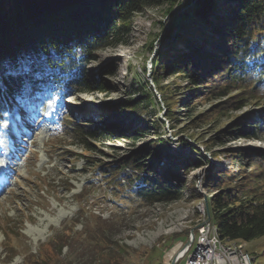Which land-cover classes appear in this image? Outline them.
Listing matches in <instances>:
<instances>
[{"label": "rangeland", "instance_id": "1", "mask_svg": "<svg viewBox=\"0 0 264 264\" xmlns=\"http://www.w3.org/2000/svg\"><path fill=\"white\" fill-rule=\"evenodd\" d=\"M185 1L181 0L168 14L164 11L166 4L145 7L134 14L125 43L93 52L94 58L83 67L88 80L103 83L105 89L78 92L72 86L71 90L59 91L53 82L45 87L39 81L41 88L20 103L29 117H22L18 106L9 112L0 110V114L3 112L0 173L5 177L0 181V264H21L25 254L38 250L49 255V264H94L98 259L95 252L91 250L79 260L75 257L76 247H84L85 237L97 236L104 228L113 243L119 241L126 245L120 252L119 264H148L153 257L149 264H167L170 251L186 241V232L190 236L203 217L204 198L207 199L210 191L204 179L209 170L236 167L234 153H243V160L249 163L252 154L264 150V117L253 124L254 118L261 114L258 113L260 108L264 107L262 85L249 83V87H253L251 92L260 100L250 98L216 124L212 121L196 125L188 117V98L196 104V112L201 113L212 109L226 96L202 102L204 95L197 94L203 88H194L196 85L175 72L169 74L172 66L163 67L171 64L177 50H185L180 42L170 44L168 25L169 19L183 10ZM209 31L206 29V34L210 35ZM215 39L207 38L204 47H209ZM157 56H161L163 66L156 65L154 69L151 63ZM154 73L170 95L171 110L175 111L173 126L167 123L162 98L151 80ZM196 89H200L199 92ZM144 93L152 99L148 109H158V124L163 121L162 132L174 155L169 159L176 161L159 162L158 166L162 164L167 170L158 168L157 171L169 180H180L183 189L180 200L144 201L124 184L112 187L104 178L103 169L98 168L102 162L119 163L126 156L150 146L151 133L146 132L138 139L128 136L131 127L140 124L138 118H147V113L136 112L132 118L121 110L117 117L109 118V125L120 124L125 131L117 132L112 138L80 136L75 129V123H87L84 120L88 118L83 116L104 118L109 109H118L131 98H144ZM34 98L37 100L33 103ZM251 115L253 118L248 123ZM25 127H28L24 131L28 136L21 135ZM244 132L255 133L257 137L241 134ZM20 138L24 142L17 141ZM9 145L12 149L7 151L5 146ZM11 155L16 159L10 160ZM175 156H184L187 164L178 162ZM195 158L199 163L190 164ZM122 183L126 182L122 180ZM73 222H76L74 230L78 238L70 237L71 244L64 246L58 255L49 238L63 228L71 229ZM175 233L178 235L173 240L167 238ZM241 243L245 247V243ZM246 249L255 257L251 255L254 264H264V234L246 241ZM11 252L17 254L7 262ZM112 252L116 253V249L111 248L109 253Z\"/></svg>", "mask_w": 264, "mask_h": 264}, {"label": "trees", "instance_id": "2", "mask_svg": "<svg viewBox=\"0 0 264 264\" xmlns=\"http://www.w3.org/2000/svg\"><path fill=\"white\" fill-rule=\"evenodd\" d=\"M180 1L0 0V108L10 110L14 95L31 92L40 80L52 81L62 89L75 86L78 92L105 89L103 83L88 80L83 67L94 58L93 52L125 43L134 14L142 12L145 7L166 4L164 11L168 14ZM184 4L183 10L171 17L168 25L170 44L180 42L185 50H177L169 65L163 66L161 56L152 59L151 65L154 69L156 65L172 66L169 74L175 72L196 85L194 88H203L197 94L199 97L204 95L202 102L226 96L212 109L201 113L196 112L194 101L187 99V115L194 124L212 121L216 124L227 117L230 110H238L250 98L260 100L251 92L253 87L250 88L249 83L264 86V0H187ZM211 23L213 26H209ZM206 29L210 30V35L206 34ZM207 38L217 39L209 47H204ZM23 64L29 65L31 72L26 76L17 75L16 69ZM159 79L156 73L151 77L162 98L167 123L173 126L175 111L171 110L170 95ZM144 96L125 100L118 109H109L104 118L85 115L83 118H88L84 120L87 123L77 122L75 129L80 136L112 138L117 132L125 131L120 124L116 127L109 125V118L117 117L121 110L132 118L136 112L147 113V118H138L140 124L131 127L128 136L138 139L146 132L151 133L150 146L126 156L119 163L102 162L98 168L103 169V176L112 187L124 184L144 201L167 203L180 200L183 198L180 180H169L157 171L158 168L167 170L161 167L162 164L158 166L159 162L176 161L169 159L174 155L162 132L163 121L160 126L158 124V109H148L152 99L148 93ZM259 111L261 114L254 118L253 124H258L260 117H264V107ZM252 115L247 118L248 123ZM241 134L257 137L255 133ZM198 155L203 157L199 152ZM232 155L236 167L211 168L204 183L210 188L207 199L211 222L216 225L221 240L246 242L264 234V150L252 154L249 163L243 160L241 152ZM176 158L187 164L184 156ZM198 163L196 158L190 162ZM70 190L68 187L67 191ZM75 224L73 222L71 229L63 228L49 238L58 255L64 246L71 244L70 237H77ZM176 234L167 238L173 240ZM184 237H188L187 232ZM83 240L84 247H76L78 253L75 257L80 260L92 250L98 255L94 264H119L120 252L126 249V245L119 241L114 246L105 228L103 233ZM111 248H115L116 253H109ZM16 254L11 252L7 262ZM48 257L41 250L30 251L23 256L21 264H49Z\"/></svg>", "mask_w": 264, "mask_h": 264}, {"label": "built area", "instance_id": "3", "mask_svg": "<svg viewBox=\"0 0 264 264\" xmlns=\"http://www.w3.org/2000/svg\"><path fill=\"white\" fill-rule=\"evenodd\" d=\"M203 211V219H204ZM210 221L197 227L196 237L185 244H177L169 253L168 264H253L240 249L224 250L213 240Z\"/></svg>", "mask_w": 264, "mask_h": 264}, {"label": "bare ground", "instance_id": "4", "mask_svg": "<svg viewBox=\"0 0 264 264\" xmlns=\"http://www.w3.org/2000/svg\"><path fill=\"white\" fill-rule=\"evenodd\" d=\"M122 55V54H121ZM211 233L213 234V240H215V243L219 246H221L224 250H234V249H240L242 254H245L247 258L251 259L253 261V258L251 254L245 249L244 245L241 242H235V241H222L218 230L215 225H211ZM254 264V262H253Z\"/></svg>", "mask_w": 264, "mask_h": 264}, {"label": "snow or ice", "instance_id": "5", "mask_svg": "<svg viewBox=\"0 0 264 264\" xmlns=\"http://www.w3.org/2000/svg\"><path fill=\"white\" fill-rule=\"evenodd\" d=\"M31 67L27 64H23L21 66H19L17 69H16V74L17 75H27L28 73L31 72Z\"/></svg>", "mask_w": 264, "mask_h": 264}, {"label": "water", "instance_id": "6", "mask_svg": "<svg viewBox=\"0 0 264 264\" xmlns=\"http://www.w3.org/2000/svg\"><path fill=\"white\" fill-rule=\"evenodd\" d=\"M204 205H205V209H206L205 221H209L210 220V213H209L208 201L206 198H204Z\"/></svg>", "mask_w": 264, "mask_h": 264}]
</instances>
